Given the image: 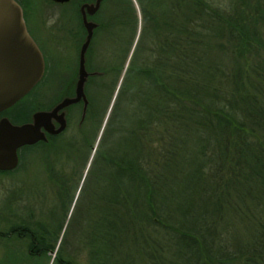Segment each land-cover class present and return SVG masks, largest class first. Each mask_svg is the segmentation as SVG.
Masks as SVG:
<instances>
[{"label": "trees", "instance_id": "16d2710c", "mask_svg": "<svg viewBox=\"0 0 264 264\" xmlns=\"http://www.w3.org/2000/svg\"><path fill=\"white\" fill-rule=\"evenodd\" d=\"M142 2L64 237L88 264H108L120 237H172L193 264H264V0ZM39 213L26 236L47 256ZM68 254L54 261L75 264Z\"/></svg>", "mask_w": 264, "mask_h": 264}, {"label": "rangeland", "instance_id": "374dc122", "mask_svg": "<svg viewBox=\"0 0 264 264\" xmlns=\"http://www.w3.org/2000/svg\"><path fill=\"white\" fill-rule=\"evenodd\" d=\"M142 1L144 0L108 1L96 17L99 24L104 22L108 25V30L101 28L94 35L89 70L99 71L102 68H109V75L103 80L100 77L93 79L91 90L94 116L86 128V143L82 150L76 153L75 163H71L68 167H59L61 169L59 172L60 181L65 182V192L62 194L63 203L61 204L57 193L58 187L48 181V177L51 175L48 167L51 154L45 149L22 151L17 169L8 174H0V211L5 212L4 215L0 214V230H7L12 223L19 225L22 223L21 221L26 223L23 224L26 227L37 228V226H32L30 221H25V217L30 215L31 210H34L35 214L39 215L41 212L42 215L40 218L34 217L32 222L40 221L45 226L47 224L52 233L51 244L54 245V252L47 256L43 255L36 262H33L29 256L21 257L19 260L13 255L9 260L10 264H61L58 260L54 261L56 251L60 249L62 252L67 250V254L69 253L68 255L72 258L76 257L75 264H88V255L85 249L78 253V250L76 253H72V250L75 249L76 241L74 239L76 237H64V234L108 119L110 110L108 96L109 89H113L114 69L122 63L132 40L131 52L134 50L137 40V35L135 36L134 33L138 34L142 26L140 11ZM145 2L151 4L152 0H145ZM29 3L32 11L25 18L26 26L37 39L43 55L48 59L47 76L36 88L38 93L44 92L41 100L47 104L57 95L61 89V83L73 73L77 66L75 65L77 51L73 42L63 31L71 25H77L79 19L76 12L72 10V6L55 7L49 0H29ZM54 27L58 31L60 30V34L50 33ZM129 58L130 55L124 59V69ZM226 60L224 61L226 62ZM118 84H120V80L116 89H118ZM116 89L112 91L111 102L116 94ZM88 143L90 144L86 148ZM44 198L47 200L45 201ZM148 238L149 240L144 237L143 240L136 239L135 241L128 238L126 241L120 237L111 260L107 258L108 264H193V261H189L184 256L186 247L172 237ZM5 252L6 248L1 245L0 264H3Z\"/></svg>", "mask_w": 264, "mask_h": 264}, {"label": "water", "instance_id": "95a60500", "mask_svg": "<svg viewBox=\"0 0 264 264\" xmlns=\"http://www.w3.org/2000/svg\"><path fill=\"white\" fill-rule=\"evenodd\" d=\"M51 1L60 4L69 2ZM101 1L85 4L81 9L86 37L79 53L75 97H62L50 112L34 114L33 124L14 126L7 120L0 122V172H10L17 168L20 148L46 140L45 134L40 131L41 128L50 134L61 133L66 128L63 109L78 103L81 99L85 106L87 105L84 84L89 76H100L101 73L90 71L85 64L87 50L97 25L87 21L84 9L92 16L99 9ZM44 73L45 61L42 52L28 34L21 7L15 0H0V112L24 98L39 84ZM52 118L60 124L57 130L52 129L50 124Z\"/></svg>", "mask_w": 264, "mask_h": 264}, {"label": "flooded vegetation", "instance_id": "af4514ba", "mask_svg": "<svg viewBox=\"0 0 264 264\" xmlns=\"http://www.w3.org/2000/svg\"><path fill=\"white\" fill-rule=\"evenodd\" d=\"M19 6L22 9L23 18L25 21V18L27 17V14H29L32 11L31 5L29 3V0H15ZM52 6L57 7H65V6H72V10H74L77 14V17L79 19V23L77 25H71L69 28H66L63 32H65L68 35V38L73 42L76 53L75 58V65L78 66L79 63V53L80 48L84 43L85 37H86V30L83 25V12H82V6L85 4H95L96 0H69L67 3H54L51 0H49ZM113 2L114 0H102L99 6V9L96 11V13L92 16H90L87 13V10L84 9V13L86 14L87 21L94 22L97 26L94 30V35H96V32L99 29L108 30L104 22H100V24L96 21V17L100 11H102L103 7L106 5L107 2ZM26 24V22H25ZM27 28V26H26ZM28 34L31 36V38L34 40V42L37 44L38 48L41 50V47L37 41V39L29 32L27 28ZM53 34H60V30L56 27L50 32ZM62 33V32H61ZM94 35L92 38V41L90 43V46L87 50V56H86V62L85 64L89 66L90 64V52H91V45L94 39ZM43 55V52H42ZM44 61H45V73L42 78V80L39 82V84L36 85V87L31 90L24 98H22L18 103H16L14 106L0 112V122L7 120L11 125L14 126H20L24 124H33V117L34 114L38 112H50L61 100V98H74L75 97V87L77 82V66H75L74 71L71 75H69L63 83H61V89L58 91L57 95L49 101L47 104L43 100H41L43 93H38V90L36 88L41 85V83L44 81L45 77L47 76V66H48V59L43 55ZM99 78V76L95 77H88L87 81L84 84V94L87 100V105L85 106L83 99H81L78 103L70 105L63 109L64 112V119L66 121V128L58 134H50L44 130V128H41L40 131L45 134V141H39L34 145L30 146H24L18 150V166L21 160L20 153L24 150H36V149H45L46 152H50L51 154V161L52 162L54 157L60 156V160L56 161V170L60 172L61 169L59 167L62 166L68 167L71 163H75V155L76 153H79L82 150V147L86 143V128L89 125V122L93 120V112L94 109L93 101H92V90L93 87V79ZM89 91V92H88ZM50 124L52 126L53 130H57L60 126L59 122L52 118L50 121ZM74 124L76 125L74 127ZM90 143L87 144L86 148H88ZM59 165V166H58ZM17 166V167H18ZM17 169V168H16ZM15 169V170H16ZM14 171V170H13ZM11 172V171H10ZM57 175H59L57 173ZM56 176V175H55ZM57 178H60V175L57 176ZM4 209V208H3ZM1 215H4L5 212L2 210L0 211ZM25 221L29 222L30 218L29 216L25 217ZM32 221V219H31ZM22 223L18 225V223H12L7 230L1 231L0 230V246H4L6 248L5 256L3 264H10L9 260L14 256H16L19 260L21 257L29 256L30 259L33 260V262H36L39 258L43 257V251L42 247L37 244L34 245V242L30 240L26 235L27 227L23 224L24 221H21ZM26 224V223H25ZM5 237V238H3ZM24 247V249H22ZM25 263V260H24Z\"/></svg>", "mask_w": 264, "mask_h": 264}]
</instances>
